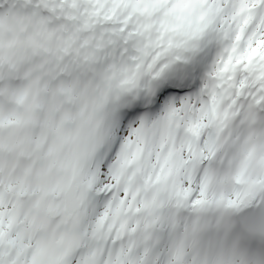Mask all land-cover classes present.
I'll return each instance as SVG.
<instances>
[{"label":"snow or ice","instance_id":"obj_1","mask_svg":"<svg viewBox=\"0 0 264 264\" xmlns=\"http://www.w3.org/2000/svg\"><path fill=\"white\" fill-rule=\"evenodd\" d=\"M0 264H264V0H0Z\"/></svg>","mask_w":264,"mask_h":264}]
</instances>
